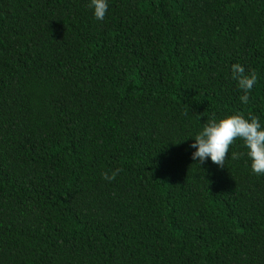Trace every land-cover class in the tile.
<instances>
[{
    "label": "trees",
    "instance_id": "trees-1",
    "mask_svg": "<svg viewBox=\"0 0 264 264\" xmlns=\"http://www.w3.org/2000/svg\"><path fill=\"white\" fill-rule=\"evenodd\" d=\"M225 112L264 0H0V264H264V174L184 138Z\"/></svg>",
    "mask_w": 264,
    "mask_h": 264
},
{
    "label": "clouds",
    "instance_id": "clouds-1",
    "mask_svg": "<svg viewBox=\"0 0 264 264\" xmlns=\"http://www.w3.org/2000/svg\"><path fill=\"white\" fill-rule=\"evenodd\" d=\"M88 7L96 20H103L109 0H88ZM229 71L240 92V103L247 104L249 93L257 82L256 73L251 69L246 72L240 63H232ZM186 137H191L188 148L191 149L192 161L199 164L207 159L218 167L224 166L229 145L238 139L244 151H232L231 159L237 160L245 156L252 173L264 174V124L251 113L244 115L239 112H225L222 115H210L194 132L184 138ZM118 171L119 169H114L102 173V176L111 180Z\"/></svg>",
    "mask_w": 264,
    "mask_h": 264
}]
</instances>
